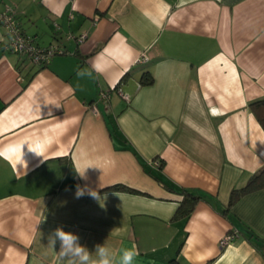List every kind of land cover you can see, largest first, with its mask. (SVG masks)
<instances>
[{
    "label": "crops",
    "instance_id": "1",
    "mask_svg": "<svg viewBox=\"0 0 264 264\" xmlns=\"http://www.w3.org/2000/svg\"><path fill=\"white\" fill-rule=\"evenodd\" d=\"M3 4L66 52L34 64L4 51L0 26V264H60L47 246L57 228L89 251L135 246L137 264H264L248 239H264V187L228 207L264 168L248 107L264 98V0ZM114 184L135 191L102 190ZM182 188L201 196L187 217L175 216Z\"/></svg>",
    "mask_w": 264,
    "mask_h": 264
},
{
    "label": "clouds",
    "instance_id": "2",
    "mask_svg": "<svg viewBox=\"0 0 264 264\" xmlns=\"http://www.w3.org/2000/svg\"><path fill=\"white\" fill-rule=\"evenodd\" d=\"M78 75L92 77V72L81 71ZM77 172L83 178L84 174ZM86 194L93 199H101L97 191L77 186L76 198ZM79 240L78 235L57 228L49 234L47 246L56 252L60 264H137L139 253L135 246L113 249L104 243L96 245L94 251H89L86 246L80 244ZM57 241H59V251L56 250Z\"/></svg>",
    "mask_w": 264,
    "mask_h": 264
},
{
    "label": "built area",
    "instance_id": "3",
    "mask_svg": "<svg viewBox=\"0 0 264 264\" xmlns=\"http://www.w3.org/2000/svg\"><path fill=\"white\" fill-rule=\"evenodd\" d=\"M0 26L5 30L6 39L3 45L4 51L21 55L34 64L43 65L54 55L62 54L65 51L63 47L57 45L40 46L36 42L34 36L23 32L16 10L9 4H3V6L0 7ZM84 38L85 34H81L76 40L81 41ZM106 96L107 94L105 92L101 93V97L105 98ZM152 163L154 166H159L160 161L155 159ZM238 235L239 233L237 230L225 233L219 240V245L221 247L228 245L233 242Z\"/></svg>",
    "mask_w": 264,
    "mask_h": 264
},
{
    "label": "trees",
    "instance_id": "4",
    "mask_svg": "<svg viewBox=\"0 0 264 264\" xmlns=\"http://www.w3.org/2000/svg\"><path fill=\"white\" fill-rule=\"evenodd\" d=\"M65 52L66 51H64V53ZM151 81H152V77L150 73L145 72L143 74V77L141 78V83L149 84L151 83ZM115 89H118V86H115ZM248 107L251 110V112H253L258 122L261 124V126L264 127V98L256 99V100L249 102ZM128 149H130L131 151H133L134 154H136L131 147H129ZM159 161H160V164L158 167L161 168L163 165V162L161 160ZM147 173L151 175L155 180L162 183L165 187H168L169 189L173 190V188L164 180L163 176L158 171H153L149 169L147 170ZM262 187H264V168H261L260 170L252 174V176L250 177V179L247 181L246 184H244L241 187L233 188L231 190L228 207L232 206L242 195L250 191L262 188ZM102 190L103 191L104 190L135 191V189L129 186H126L124 184H114ZM178 193L182 194L183 197H182V200L179 202L175 216L187 217L194 210L195 205L201 199V196L190 190L183 189V188L178 190ZM225 211H227V209ZM248 234H249L248 239L251 242H253V244H255L262 252H264V239H261L259 236H257L252 231L248 232Z\"/></svg>",
    "mask_w": 264,
    "mask_h": 264
},
{
    "label": "rangeland",
    "instance_id": "5",
    "mask_svg": "<svg viewBox=\"0 0 264 264\" xmlns=\"http://www.w3.org/2000/svg\"><path fill=\"white\" fill-rule=\"evenodd\" d=\"M43 41H44V39H43ZM42 42V41H41Z\"/></svg>",
    "mask_w": 264,
    "mask_h": 264
}]
</instances>
